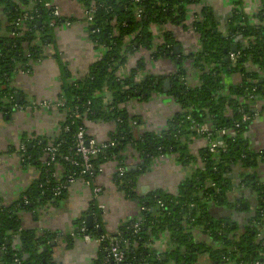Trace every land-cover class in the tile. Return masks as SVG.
I'll return each mask as SVG.
<instances>
[{"label":"trees","instance_id":"1","mask_svg":"<svg viewBox=\"0 0 264 264\" xmlns=\"http://www.w3.org/2000/svg\"><path fill=\"white\" fill-rule=\"evenodd\" d=\"M199 1L78 0L91 16L88 38L95 47H103L104 53L78 78L72 77L56 50L52 54L60 73L57 100L65 116L58 122L59 131L53 138L36 137L28 147L29 139L21 135L25 143L22 165L34 163L38 173L9 204L0 198V264H56L52 249L57 241L54 245L51 241L59 236L58 232L47 230L38 234L23 227L21 213L29 212L35 217L49 204H59L68 191L60 189L56 193L55 187L68 176L94 181L97 173L83 171L82 159L75 150V134L83 125L81 119L74 117L78 112L86 113L85 117L92 122L114 124L109 138L116 145L90 160L94 171L112 160L115 151L130 147L138 155L134 168L128 165L123 173H113L117 189L126 199L135 201L139 210L137 217L117 228L116 237L124 252L120 264H198L201 253L208 256L211 264L241 261L264 264V181L255 171L258 161L264 158V149L256 151L249 146L247 131L252 113L250 106L240 99L250 98L252 103L264 99V0H259L260 6L253 14L257 23H251L250 16L240 7V0H236L238 6L231 9L221 30L213 9L208 6H203L199 16L186 24V7ZM46 2L50 0H0V11L10 33L7 37L0 36V112L4 115H10L23 104L19 101L17 105L13 99L16 87L12 81L16 72L29 69V62L44 57L46 47L54 45L56 27L76 20L54 15L53 5ZM25 13L31 19H26L24 26H17V17ZM166 23L183 29L189 26L199 36L200 48L194 53H176L177 40L172 30L164 32L161 43H155L152 26ZM232 43L237 45L234 52L230 49ZM139 49L149 51L154 60L170 59L173 71L169 75L148 74L137 81L136 72L144 69L146 63L139 58L128 77L120 78L119 69ZM230 53L238 55L234 63L229 59ZM188 60L197 73L195 85L186 82ZM232 73H238L240 81L228 86L224 78ZM166 79L170 81L167 93L163 91ZM106 91L112 96L108 106L103 104ZM158 92L172 98L178 109L167 119L166 128L135 134L131 121L139 119L130 115L126 103L146 102ZM259 108L264 113V103ZM243 114L248 116L245 121ZM203 123H209L213 138L223 139L226 146L217 153L203 148L197 157L190 153L189 145L195 136L194 125ZM223 127L229 132L219 135ZM49 142L57 146L55 161L62 169L59 179L54 177L53 163L48 164L43 157ZM166 154H175L182 166L199 158L202 167H194L180 181L175 194L160 188L138 194V176L149 171L155 157ZM248 190L257 198L256 214L250 222L241 223L219 214L222 207L242 211L241 202ZM239 192V196L235 195ZM85 213L97 219L92 227H87L89 234L94 237L107 234L95 198L90 199ZM85 213L76 219L73 229L84 220ZM136 221L139 229L134 231ZM196 232L206 240L198 241ZM161 235L168 239L165 251L153 245ZM62 237L66 247H71L73 239L68 234ZM107 246V239L98 245L94 264H102Z\"/></svg>","mask_w":264,"mask_h":264},{"label":"crops","instance_id":"2","mask_svg":"<svg viewBox=\"0 0 264 264\" xmlns=\"http://www.w3.org/2000/svg\"><path fill=\"white\" fill-rule=\"evenodd\" d=\"M236 0H200L199 3L186 7V24L189 25L199 16L203 6L211 7L220 22L219 29H223L228 16ZM61 15L75 18L70 24H62L54 29V45L46 47L44 57L35 62H29L27 70H18L13 78L12 85L19 94L21 107L10 115L0 113V198L3 203L9 204L14 200L28 184L35 179L38 171L34 163L22 165V154L15 147L21 141V135L26 138L51 137L55 135L56 126L62 117L59 109L53 108L45 111L38 105L42 99L54 100L60 92V73L58 63L52 56L56 50L73 78L81 77L86 73L89 64L99 60L103 53V47H95L88 38V24L84 20L83 7L78 0H52ZM240 6L248 15H252L260 6L259 0H240ZM6 18L0 11V36H9L6 29ZM154 41L163 37L165 31H174L177 44L181 53H194L200 48L199 36L188 26L183 29L172 23L152 26ZM139 58L145 59L144 75L166 74L173 71V62L170 59L154 60L150 52L139 49L128 56L127 62L121 68L123 73L130 72L135 67ZM188 84L195 85L198 82L196 71L191 62L186 63ZM254 69V68H253ZM238 73L228 74L224 82L228 86L238 84ZM264 100L263 98H261ZM260 99V100H261ZM250 106V111L258 107ZM176 104L165 93H154L146 102L132 101L130 113L138 117L136 131H159L166 128L167 119L177 110ZM252 113V112H251ZM8 116V118L6 117ZM112 122L95 121L86 124V132L89 137L97 140L109 138L113 131ZM249 146L253 150L264 149V113L257 109L252 113L251 122L247 131ZM205 141L199 137H193L189 145L190 153L199 157V151L205 148ZM17 151V152H15ZM131 161L136 163L135 155ZM194 167H202V161L197 158L195 163L182 166L175 154H166L155 157L148 172L137 178L136 192L144 194L160 188L164 192L175 194L180 181L186 178ZM237 172L239 170H236ZM255 171L264 181V158L258 161ZM93 185H100L102 191L98 194L92 192ZM141 189H144L143 191ZM67 196L56 205L49 204L33 217L29 212H22V226L34 229L38 234L51 230L58 232L57 243L53 246V260L56 264H92L96 259L97 246L84 240H72L71 247H66V242L61 235L67 234L75 224L80 214L85 213L88 202L95 197L99 205L104 207L105 229L113 235L119 225L132 217L138 216V207L135 201L126 199L113 181V167L106 166L103 173L97 174L92 186L83 185L80 181L69 186ZM249 191V190H248ZM246 191L242 202H248L247 210L253 209L252 197L254 194ZM241 192L235 193L238 196ZM251 202H250V201ZM220 212H223L221 209ZM86 214V213H85ZM221 214V215H222ZM264 223V219H263ZM264 235V225L262 229ZM198 241L206 240V237L196 232ZM62 238V239H61ZM164 248L168 239L164 235ZM93 244V245H92ZM168 249V246H167ZM198 264H211L208 256L201 253L198 256ZM174 264V263H170Z\"/></svg>","mask_w":264,"mask_h":264},{"label":"built area","instance_id":"3","mask_svg":"<svg viewBox=\"0 0 264 264\" xmlns=\"http://www.w3.org/2000/svg\"><path fill=\"white\" fill-rule=\"evenodd\" d=\"M133 1L141 2L142 0H133ZM46 5H53V14L56 15V16H60L61 15V12H60L59 8L55 4L52 3V0H50V2H46ZM237 6H238V4L234 3V6L232 8L237 7ZM83 14H84V20L87 22V24H89V22L91 21V16L89 15V11L87 9L83 8ZM253 14L254 13H252V15H249L250 16V21H251V23H257V20L253 17ZM196 18L197 17H195V19ZM26 19H31V15L29 13H25L23 15L18 16L16 21H15L16 25L17 26H20V25L24 26V21ZM63 24H70V22H65ZM162 41H163V37L159 36L158 40L157 41L155 40L154 42L155 43H161ZM150 57H151V55H150ZM237 57H238L237 53H230V55H229V59L233 63L236 61ZM121 68L118 71V76L120 78L128 77L130 72L123 73L121 71ZM166 74L169 75V72L166 73ZM144 76H145L144 75V71L142 69V70H138L136 72V75H135L134 78H135V80L139 81ZM111 99H112V96H111L110 92L106 91V92L103 93V104H104V106H108L111 103ZM240 99L243 102L247 103V105H249V106H252V105L257 103L256 101L255 102L253 101V103H252L250 98H247L245 100L243 98H240ZM171 100L173 101L172 98H171ZM132 101H134V100H129L126 103V105H125L127 107V110H128L129 113H130V103ZM263 103H264V100H262V99L259 100L258 101V107L256 109L259 110L260 109L259 107H261ZM38 105L42 109L47 111V110H51L53 108L59 109L60 108L59 106L61 105V102L58 101L57 98L54 99V100L46 98V99H42V100L38 101ZM64 111L65 110L61 111L62 117H61L60 121L64 119V116H65V112ZM85 114L86 113H82L81 114L79 112L74 114V117L78 118V119H81V121L83 123V125L79 128V130L75 134V150L80 155V157L82 159L83 171H88V172L91 171L94 174H96V173L100 174V173H103V171L105 170L106 166H112L113 167V173L118 172L119 174H121V173H123V171H124L126 166H128V165L132 166L131 161L134 159L133 157L135 155L137 156V158H135V160H136V162L138 161V155L136 153H134L130 147H127L125 150L115 151L113 153V156H112L113 159L112 160H109V161H107V162H105L103 164H100L98 166L97 170L94 171L93 165H92L90 160L92 158H94L95 156H97L99 153H103L104 150L107 149L108 147L115 146L116 144H115V141L111 140L110 138L99 141L97 139L89 137L87 135V132H86V124L89 123V122H92V121L88 120L85 117ZM130 115H131V113H130ZM247 119H248V116L243 114L242 115V120L245 121ZM137 121L138 120H135V119L132 120L131 121V125L134 128L135 134H141L142 132L138 133L136 131V127H137L138 122H139V121L138 122ZM193 129H194V132H195V136L194 137H199V138L203 139L205 141V144H206L205 148L210 153H217L220 148L223 149L226 146V143H225V141L223 139L213 138V133L211 131V127H210L209 123H203V124H200V125L195 124ZM58 131H59V127H58V124H57L55 135H53L52 138L58 134ZM228 132H229V130L224 128V127L221 128L218 131L219 135H225ZM15 149L17 151H20V153L22 154L25 151V143L20 142L19 144H17ZM56 152H57V146L53 145V143L49 142L47 144L46 148L44 149L43 157H44V159L48 160L47 161L48 164L53 163V165L55 167V171L53 173L54 177H56V179H59L62 169H61L60 164L55 161ZM123 156H124V158L120 159ZM64 157H65V159H68L67 156H64ZM77 181H80L83 185H86V186H92V184L94 182V181L90 182L88 180H84V179H81V178H76V177H73V176H68L64 181H62L58 186L55 187V192L59 193L60 189H67L68 190L69 186L73 185ZM101 191H102V187L100 185H93L92 192L94 194H98ZM92 198H95V197H92ZM98 207L102 210V217H103V220H104V207H103V205H99V204H98ZM96 221H97V219H94L92 217V226H93L94 223H96ZM87 227L88 226L86 225V222H85V219H84L80 223V225H78L77 228H74V229L72 228L67 234L72 239H75V240H79V239L81 240L82 239V240H84L86 242H92L97 247H98V245L100 243H102L104 240L107 239L108 240V246L105 248L106 249V255H105V257H104V259L102 261V264H120L124 260V252H123V249L121 247V242H120L119 237H116L118 233H114L113 235H111L110 233L107 232V234H105V235H101L99 237H94L92 234H89L87 232ZM132 228L134 229V231H137L139 229V222L138 221L134 222ZM62 236H63V234L61 235V237ZM58 239L59 238H56L53 241H57ZM163 239H164V236L161 235L158 238V240H155V242L153 244L154 246H156L159 249V251L167 250V245H166V248H164L165 244H164ZM239 264H245V263L241 261V262H239ZM254 264H261V263L259 261H256Z\"/></svg>","mask_w":264,"mask_h":264},{"label":"water","instance_id":"4","mask_svg":"<svg viewBox=\"0 0 264 264\" xmlns=\"http://www.w3.org/2000/svg\"><path fill=\"white\" fill-rule=\"evenodd\" d=\"M174 49H175V52L176 53H179L180 52V49H179V45L178 44H176L175 46H174ZM230 49H231V51H236L237 50V45L235 44V43H232L231 44V47H230ZM263 82V80L262 79H260L259 80V83H262ZM170 81H169V79H166V80H164V82H163V91L165 92V93H167L170 89ZM18 97H19V94L18 93H16L15 94V103L18 105L19 104V99H18ZM13 111H16V109H13L12 110V112ZM250 112H252V113H255V112H257V109L256 108H253ZM7 118H8V116H6ZM27 145H28V147H30L31 146V142L29 141L28 143H27ZM130 168H134V166H130ZM142 191L144 190V189H141ZM248 192H250L251 193V191L249 190ZM250 201V200H249ZM252 201H253V203L251 204V206H253V209H251V210H247V208H248V202H241V206H242V211H240V212H236V211H234V210H232V209H228V208H226V207H222V209H223V211L225 212L224 214H222L221 216H230L231 218H233V219H235V220H238L239 222H241V223H245V222H250V220H251V218L252 217H254L255 216V214H256V212H255V208H256V206H257V198H256V196L254 195V197H252ZM251 202V201H250ZM214 206V205H213ZM84 219H85V222H86V225L88 226V227H92V216L90 215V214H85V216H84ZM54 242L55 241H51V244L52 245H54ZM44 250H46V247H44ZM92 264H94V263H92Z\"/></svg>","mask_w":264,"mask_h":264},{"label":"flooded vegetation","instance_id":"5","mask_svg":"<svg viewBox=\"0 0 264 264\" xmlns=\"http://www.w3.org/2000/svg\"><path fill=\"white\" fill-rule=\"evenodd\" d=\"M17 93V91L15 90V94ZM13 99H14V101H15V96L13 97ZM14 109H18L17 107H15ZM1 113V112H0ZM1 114H3V113H1ZM219 210V214L221 215L223 212H220L221 211V209H218Z\"/></svg>","mask_w":264,"mask_h":264},{"label":"rangeland","instance_id":"6","mask_svg":"<svg viewBox=\"0 0 264 264\" xmlns=\"http://www.w3.org/2000/svg\"><path fill=\"white\" fill-rule=\"evenodd\" d=\"M26 45V44H25ZM15 152H17V151H15ZM18 197V196H17ZM219 209H222V208H219ZM225 213V212H224ZM227 217V216H226ZM42 234V233H41ZM64 235H65V233H64ZM93 245V244H92Z\"/></svg>","mask_w":264,"mask_h":264}]
</instances>
